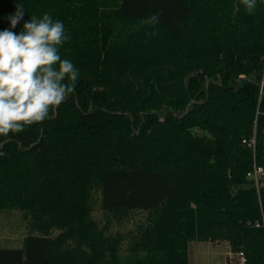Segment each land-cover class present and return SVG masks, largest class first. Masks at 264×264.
Instances as JSON below:
<instances>
[{"label": "trees", "instance_id": "obj_1", "mask_svg": "<svg viewBox=\"0 0 264 264\" xmlns=\"http://www.w3.org/2000/svg\"><path fill=\"white\" fill-rule=\"evenodd\" d=\"M18 3L64 23L80 77L49 118L0 136V212L32 230L0 264H189L194 242L264 264L243 143L256 135L264 167V0L251 15L241 0H0V31Z\"/></svg>", "mask_w": 264, "mask_h": 264}, {"label": "clouds", "instance_id": "obj_2", "mask_svg": "<svg viewBox=\"0 0 264 264\" xmlns=\"http://www.w3.org/2000/svg\"><path fill=\"white\" fill-rule=\"evenodd\" d=\"M241 3L254 14L257 0ZM24 13L18 3L7 17L10 27L0 31V136L18 134L49 118L74 92L80 77L77 66L60 55L70 40L64 23L49 13L24 20ZM160 15L152 14L146 23L158 24Z\"/></svg>", "mask_w": 264, "mask_h": 264}, {"label": "rangeland", "instance_id": "obj_3", "mask_svg": "<svg viewBox=\"0 0 264 264\" xmlns=\"http://www.w3.org/2000/svg\"><path fill=\"white\" fill-rule=\"evenodd\" d=\"M96 200L95 217L102 221V211L100 209V199ZM146 220V215L141 214L124 227H115L116 230L128 231L136 230L139 225ZM115 230V231H116ZM32 230L24 214L20 211L3 213L0 212V248H21L24 240L31 235ZM190 264H225L229 254H232L234 263L242 261L243 253H236L232 250L229 242H194L189 246ZM245 258V257H244Z\"/></svg>", "mask_w": 264, "mask_h": 264}, {"label": "built area", "instance_id": "obj_4", "mask_svg": "<svg viewBox=\"0 0 264 264\" xmlns=\"http://www.w3.org/2000/svg\"><path fill=\"white\" fill-rule=\"evenodd\" d=\"M249 149L253 151L254 154V165L252 170L247 174V179L254 185L255 189L257 190V193L260 197L261 189L264 187V167L260 166L256 162V147H257V138L256 135L252 139L245 140L243 142ZM230 261L227 264H244L245 258H242V261L240 259V262L234 263V259L232 257V254H229Z\"/></svg>", "mask_w": 264, "mask_h": 264}, {"label": "crops", "instance_id": "obj_5", "mask_svg": "<svg viewBox=\"0 0 264 264\" xmlns=\"http://www.w3.org/2000/svg\"><path fill=\"white\" fill-rule=\"evenodd\" d=\"M191 245V244H190ZM190 249V248H189ZM189 259H190V252H189ZM228 263V258H227V261L225 262V264ZM190 264V263H189Z\"/></svg>", "mask_w": 264, "mask_h": 264}]
</instances>
